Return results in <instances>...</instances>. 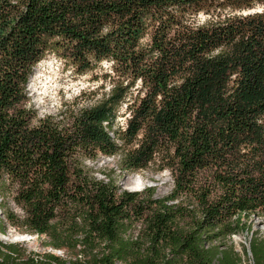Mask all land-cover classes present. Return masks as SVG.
<instances>
[{"label":"trees","instance_id":"16d2710c","mask_svg":"<svg viewBox=\"0 0 264 264\" xmlns=\"http://www.w3.org/2000/svg\"><path fill=\"white\" fill-rule=\"evenodd\" d=\"M258 5L0 0V232L67 256L0 242V264H264V238L231 241L264 219V8L243 13ZM49 55L102 72L100 98L38 117L27 84ZM100 155L171 189L98 178Z\"/></svg>","mask_w":264,"mask_h":264},{"label":"rangeland","instance_id":"374dc122","mask_svg":"<svg viewBox=\"0 0 264 264\" xmlns=\"http://www.w3.org/2000/svg\"><path fill=\"white\" fill-rule=\"evenodd\" d=\"M100 65L106 68L108 64L102 62ZM101 74L102 72L98 70L92 73L77 74L71 68L64 67L57 57L49 55L35 66L34 73L28 81V105L36 111L38 117L56 116L64 109V104L74 107L90 105L100 98ZM126 115L122 107L115 121L116 125H123ZM116 160L117 157L100 155L97 160L86 161V163L95 169L98 178H103L102 172L108 173L122 189L131 190L130 186L135 185L138 189L131 191H140L145 187L154 186L156 196H164L170 191L172 181L167 171L155 173L153 169H147L126 172L118 168ZM0 218L4 219L1 213ZM250 218L253 221L252 230L233 235L231 238L237 251H241L243 246H247L248 237L252 232L264 238V219L256 215H251ZM21 236L25 238L22 239ZM17 237L20 239H16ZM0 242L4 244L16 243L24 254L28 252L41 254L51 251L67 257L66 253L61 250L44 246V240L41 237L19 233L9 224H6L5 233L0 232ZM240 264H252L250 256H244Z\"/></svg>","mask_w":264,"mask_h":264},{"label":"water","instance_id":"95a60500","mask_svg":"<svg viewBox=\"0 0 264 264\" xmlns=\"http://www.w3.org/2000/svg\"><path fill=\"white\" fill-rule=\"evenodd\" d=\"M263 8H264L263 5H258V6L254 7V8L247 9V10L243 11V13H249V12H254V11H260V10H262Z\"/></svg>","mask_w":264,"mask_h":264},{"label":"bare ground","instance_id":"6f19581e","mask_svg":"<svg viewBox=\"0 0 264 264\" xmlns=\"http://www.w3.org/2000/svg\"><path fill=\"white\" fill-rule=\"evenodd\" d=\"M130 187H131V190H136V189H138L135 185H131ZM130 187H129V188H130ZM26 236H29V235H26ZM21 237H22V239L25 238L24 236H21ZM16 239H20V238L17 237Z\"/></svg>","mask_w":264,"mask_h":264}]
</instances>
